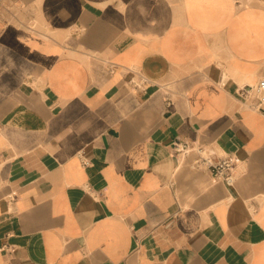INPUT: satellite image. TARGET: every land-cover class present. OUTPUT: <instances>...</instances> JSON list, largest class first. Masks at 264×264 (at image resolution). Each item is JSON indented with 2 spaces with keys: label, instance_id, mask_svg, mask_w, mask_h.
Returning a JSON list of instances; mask_svg holds the SVG:
<instances>
[{
  "label": "crops",
  "instance_id": "crops-1",
  "mask_svg": "<svg viewBox=\"0 0 264 264\" xmlns=\"http://www.w3.org/2000/svg\"><path fill=\"white\" fill-rule=\"evenodd\" d=\"M262 79L264 0H0V264H264Z\"/></svg>",
  "mask_w": 264,
  "mask_h": 264
},
{
  "label": "built area",
  "instance_id": "built-area-1",
  "mask_svg": "<svg viewBox=\"0 0 264 264\" xmlns=\"http://www.w3.org/2000/svg\"><path fill=\"white\" fill-rule=\"evenodd\" d=\"M256 90L260 94V103L264 102V79L260 80L256 86ZM177 152L188 154L191 152L192 147L188 142L179 143L176 145ZM202 151V150H200ZM203 152V151H202ZM204 163L211 171L213 176L219 180H225L227 183H232L234 180L233 174L231 173L235 166V159L233 157H223L222 159L214 162L210 155H206Z\"/></svg>",
  "mask_w": 264,
  "mask_h": 264
}]
</instances>
